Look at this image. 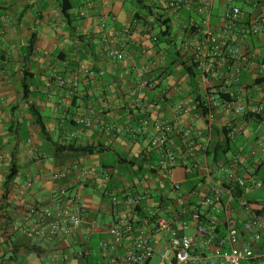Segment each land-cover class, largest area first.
<instances>
[{
  "label": "crops",
  "instance_id": "0c3cea01",
  "mask_svg": "<svg viewBox=\"0 0 264 264\" xmlns=\"http://www.w3.org/2000/svg\"><path fill=\"white\" fill-rule=\"evenodd\" d=\"M208 1L213 5L212 22L216 27L223 25V16L232 5L241 8L247 23L264 15V0H194L190 6L177 10L169 9L168 0H0V264H39L38 260L40 264H62L64 260L68 264H81L75 257L80 248L71 246L68 240L51 244L12 231L20 214L34 204H50L62 187L69 189L70 194H82L89 217L98 224L88 238L99 239L100 253V242L109 237L108 227L117 212L110 200L102 197L103 180L85 181L81 171L88 167L101 173L106 170L103 164L108 165L111 157L118 155L129 159L147 155L157 124L176 120L189 123L190 115L181 112V108L194 106L202 90L198 80L197 89H193L184 68L175 64L174 56L179 50L185 52L186 43L198 42L199 30L193 26L202 24L200 9ZM144 5L151 7L156 16L164 15V20L170 21L169 36L158 41L160 25L153 18L144 20L150 12ZM137 13L142 19L136 20ZM109 47L123 51L126 60L119 63L110 60L105 52ZM244 55L247 77L242 86L248 104L261 107L264 118V31L259 35L247 34ZM89 69L95 71V77L86 74ZM67 77L79 80L77 91L60 87V79ZM146 81L155 87L145 88ZM78 93L83 98L76 102ZM33 107L44 117L49 140L36 123ZM78 116L92 118L98 128L76 125ZM140 116L147 119L139 121L140 133L135 135L129 125ZM145 120L149 126H145ZM224 121L219 116L216 127L226 126ZM239 125L244 127L236 138V153L243 150L239 164L242 175L253 173L260 165L264 171V120L239 121ZM196 128L204 133L205 124L200 121ZM111 130L118 137H110ZM176 134L172 137L178 143ZM56 142L100 145L106 151L73 157L58 154L54 150ZM178 170L185 173L184 168L176 167L173 176ZM67 171L65 178L59 177ZM213 173L219 180L225 177L222 171ZM124 183L125 188L133 186L132 190L147 191L155 197H167L170 193L159 189L149 176L134 178L132 182L124 179ZM200 188L201 198L193 208L198 207L209 224L212 211L201 208L200 203L212 183ZM251 194L246 193L245 197L255 200ZM156 204L153 198L145 209L157 211ZM119 213L131 214L127 210ZM181 233L195 236L196 230L190 228ZM225 235L226 232L220 231L215 242ZM151 236L159 242V253L169 236L153 233ZM28 237H32L31 243L21 241ZM33 245L40 247L42 253L33 252L34 256L22 259L32 252L29 246ZM196 249L215 257L214 248L208 247L203 238L198 239ZM227 251V247L222 248V252ZM156 258L157 263L158 255L153 260Z\"/></svg>",
  "mask_w": 264,
  "mask_h": 264
},
{
  "label": "built area",
  "instance_id": "2783aa9c",
  "mask_svg": "<svg viewBox=\"0 0 264 264\" xmlns=\"http://www.w3.org/2000/svg\"><path fill=\"white\" fill-rule=\"evenodd\" d=\"M193 1L168 0L167 6L170 10H177L182 6H190ZM200 11L203 14L202 24L193 26L199 30V40L195 44L186 43L184 49L198 74L205 107L200 108L199 103L195 102L188 109L181 108V112L190 115L186 125L178 120L156 125V132L150 140L149 153L155 154L157 165L150 167L153 171L150 178L155 180L159 188L180 193L183 182L173 180L174 169L188 167L190 172H193V167L198 169L212 183L211 193L203 196L200 203L201 208L212 211L211 223H205L201 210L197 209L191 213V222L182 219L187 213L185 209L173 217L157 218L153 222L156 211L145 209L150 198L149 192L134 191L133 186H127V192L123 194L120 191L108 192V183L116 172L106 169L100 173L84 167L81 171L84 180L101 178L103 192L108 194L111 206L117 212L114 222L108 227L109 237L100 242L101 261L98 264H150L156 255V264H264V216L251 207L245 196L238 199L241 212L233 207V214H230L232 202L235 201L234 194L225 189L222 181L217 180L212 173L214 170L222 171L225 173L224 178L230 179L232 167L233 182L247 193L264 189V178L257 176L255 171L238 174L242 149L233 155L231 166L224 163L220 167L214 166L207 153L210 144L215 140V127L219 116H223L227 125L233 124L234 119L246 115L257 116L263 112L261 107L248 104L241 82L247 34L259 35L264 31V15L247 23L241 8L232 5L223 16V25L216 27L212 22V3L205 2ZM105 52L114 62L126 60V54L116 47L106 48ZM86 74L89 77L96 75L90 69L86 70ZM140 75L143 76V73ZM59 84L61 88L72 91H77L80 87L79 80L75 77L61 78ZM143 86L151 89L155 84L146 81ZM200 121L205 124L204 133L196 128ZM143 122L145 126H149L148 120ZM75 123L90 129L98 128L95 120L83 116H78ZM243 130L244 127L238 125L230 136L236 139ZM108 132L110 137H118L117 132ZM132 132L135 135L140 133L138 130ZM173 133H177L178 143H175ZM252 154L256 155V150ZM68 172L61 173L59 177L65 178ZM225 198L227 200L222 204L221 201ZM255 201L260 204L264 202L262 199ZM179 203L183 206L184 200ZM138 209L142 214L148 213V216L142 217V214L137 213ZM121 210H127L131 214H120ZM221 215L225 216L227 235L216 243V224ZM97 227V221L89 217L88 205L82 194H70L69 189L62 187L53 196L50 204H34L20 214L12 225V231L34 236L39 242L51 244L58 240H68L71 246L80 248L75 257L87 259L93 253L88 237L95 233ZM190 228L196 230L195 236L181 233ZM152 233L169 236L159 253V242L152 240ZM199 238H203L208 247L214 248L215 257L197 251ZM128 242L132 244L128 246ZM223 247H227L228 251L222 252Z\"/></svg>",
  "mask_w": 264,
  "mask_h": 264
},
{
  "label": "trees",
  "instance_id": "16d2710c",
  "mask_svg": "<svg viewBox=\"0 0 264 264\" xmlns=\"http://www.w3.org/2000/svg\"><path fill=\"white\" fill-rule=\"evenodd\" d=\"M143 4V2H141ZM145 8L149 9L150 12L146 13V16L143 17L142 15H140V13L136 14V20L142 19V17L144 18V20H148L150 18L154 19V22L157 23L160 29V33L157 37L158 41H161L162 39H164L165 37L170 35V26L168 25L170 23V21L164 20V15H160L158 14V16H156L151 10V7L145 6ZM150 15V16H149ZM165 27L164 30H162ZM34 47V41L31 42L30 44V48L33 49ZM175 64L178 63L179 65H181L185 72L188 75V78L190 79L193 89H197V80H198V74L195 71L194 66L192 65V61L191 58L188 54H186L183 50H179L175 56ZM174 65V64H173ZM246 73H244L243 71V76H242V82L241 84L243 85L245 80H246ZM81 94L78 93V95L75 97V101L77 102L78 99L83 98V96H80ZM196 103H199V107L200 108H204L205 107V103H204V99L202 98L201 94H198L195 100ZM31 112L34 116V118L36 119V123L39 126L41 133L44 134L45 136H47V139L49 140L48 136H49V132L47 129V126L44 122V117L39 113V111L33 107L31 109ZM135 112H132V114L134 115ZM143 119H147V118H141V116L139 118L133 119V123H131L129 125V128H131V130H138V128H140V120ZM264 120L262 114L260 115H246L243 118H239V119H234L233 120V124H227L226 126H223L221 128L215 127V140L214 142H212L209 146L208 149V154L211 160V163L214 166L220 167L221 163L226 164L227 166H231L233 157L232 154L235 155L236 154V146H237V141L236 139H233L230 134L232 131H234L235 129H237V126L239 125V121L242 122H248V121H261ZM75 123V121H74ZM76 124V123H75ZM77 125V124H76ZM103 146L100 145H92V144H86V143H76V142H70V143H60V142H56L54 143V150L58 153V154H62V153H68L73 155V157H86V156H90V155H95V154H101L102 152H105L106 150L104 148H102ZM111 163H109L108 165L103 164V167L106 169H112L113 171H115L116 173L114 174V176H112L111 181L108 183V192H113V191H120L119 193L123 194L126 191L125 188V183H124V179L125 180H129L130 182L133 181L134 178H139L141 176L143 177H151V173H153V171L150 169V165L154 164L156 165L157 163V157L155 156L154 153H149L148 154H144L142 157H133V158H128L125 156H121L118 155L116 157H111ZM231 173L230 175L232 177H230V179H220L223 183V186L225 189L230 190L232 195L234 194V198L235 201L232 202V207H231V212L230 214H233V207L234 209H238L239 208V198H242L243 196H247L246 195V190L244 188H240L239 186H236L235 182H233V168L231 167ZM185 170V177L186 180L183 182L182 184V190L180 193H176V192H170L167 190V188H159L162 191L166 192H170L169 195L166 196H160V197H155L150 195L149 200H152L153 198L155 200H157V211H156V215L154 217V219L152 220L153 222L155 221V219L157 218H162V217H173L175 216L180 210L185 209L187 211V213L185 215H183L182 219L185 221H192L191 218V213L193 212V210H195V205L196 202L198 201V199L201 198V188L200 186L208 183V179L207 177H204L201 172L197 169H195V167H193V172H190L188 170V167L184 168ZM214 172V171H213ZM213 176L216 178L215 173H212ZM238 174L241 175L242 171L241 169L238 171ZM255 174L261 178H264V171H263V166L260 165L258 167V169L255 170ZM118 176V177H117ZM217 180H219L218 178H216ZM159 187V186H158ZM211 192L209 191L208 194H210ZM173 194V197H171ZM170 196V197H169ZM103 199H108L110 200L109 196L107 193L103 194ZM148 200V201H149ZM184 200V205L181 206L179 201ZM227 198L223 199L221 201L222 204H224L226 202ZM251 207L257 211L261 216H264V202L262 204H260L259 202H256L253 199L249 200ZM111 204V203H110ZM201 207V206H200ZM197 210L198 207H196ZM138 214H142V211L140 209L137 210ZM172 215V216H171ZM148 216L147 214H142V217H146ZM168 217V218H169ZM210 224V223H209ZM217 232L219 233L220 231L225 233L227 235V225L225 222V217L223 215H221L219 217V221L217 222ZM225 235V237H226ZM99 240V239H98ZM97 240V237L95 236L92 240H90L88 238V243L91 246L92 249V255L90 257H88L87 259H78L79 263H83V264H98L101 261V256L100 253L97 251L98 250V244L99 241ZM30 251L37 253L38 255H40L42 252L40 251V247L38 246H29ZM62 264H68V260H64L62 262Z\"/></svg>",
  "mask_w": 264,
  "mask_h": 264
},
{
  "label": "rangeland",
  "instance_id": "374dc122",
  "mask_svg": "<svg viewBox=\"0 0 264 264\" xmlns=\"http://www.w3.org/2000/svg\"><path fill=\"white\" fill-rule=\"evenodd\" d=\"M130 3V2H129ZM130 5V4H129ZM237 5L239 6H243L246 8V6L243 4V3H238ZM58 134V133H57ZM25 138V136H24ZM173 180L175 182H183L186 180V177H185V173L181 170H178L177 172V175L173 177ZM168 192V191H166ZM251 198H255V199H262V201H264V189H261V190H256L254 191L251 195H250ZM105 219L107 221H109L110 217L109 216H106ZM189 236H192L191 233H188ZM21 241H28L29 243H31L32 241V237H28V238H24V239H21ZM35 254L33 252L31 253H26L22 259H25L27 258L28 256H34ZM156 261H157V258L155 260H153L152 264H156ZM38 263L40 264L39 260H38Z\"/></svg>",
  "mask_w": 264,
  "mask_h": 264
}]
</instances>
